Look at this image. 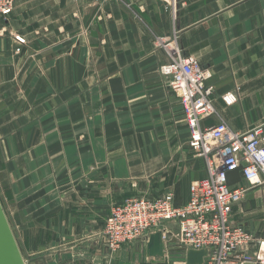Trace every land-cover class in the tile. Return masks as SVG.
I'll use <instances>...</instances> for the list:
<instances>
[{"label": "crops", "instance_id": "obj_1", "mask_svg": "<svg viewBox=\"0 0 264 264\" xmlns=\"http://www.w3.org/2000/svg\"><path fill=\"white\" fill-rule=\"evenodd\" d=\"M172 1L16 0L0 16V200L32 257L94 248L115 205L171 194L180 207L207 178L160 74L174 55L211 73L205 128L264 127V0ZM233 214L252 237L242 252L264 259V186ZM163 230L175 240V222Z\"/></svg>", "mask_w": 264, "mask_h": 264}, {"label": "built area", "instance_id": "obj_2", "mask_svg": "<svg viewBox=\"0 0 264 264\" xmlns=\"http://www.w3.org/2000/svg\"><path fill=\"white\" fill-rule=\"evenodd\" d=\"M16 0H0V16H9ZM116 0H99L105 4ZM172 10L176 9L175 0ZM19 46L25 39L16 37ZM164 44L163 40H160ZM21 53V48L16 49ZM160 66V74L180 101L185 123L190 134V147L204 158L207 178L190 185L189 199L183 206H175L168 194L155 199L132 198L115 205L104 227V246L110 253L119 252L125 245L163 230L167 222H175V236L185 251L206 250L204 264H264L258 256H240L252 241L251 235L231 222L234 206L255 188L264 186V127L257 126L245 132L233 131L225 122L205 128L204 122L216 115L213 104L215 89L208 84L211 73L197 58L179 55ZM227 104H235L238 96L227 93ZM241 170V182L227 184V173ZM164 240L168 236L164 232ZM172 241V240H170ZM186 264V262H185Z\"/></svg>", "mask_w": 264, "mask_h": 264}, {"label": "rangeland", "instance_id": "obj_3", "mask_svg": "<svg viewBox=\"0 0 264 264\" xmlns=\"http://www.w3.org/2000/svg\"><path fill=\"white\" fill-rule=\"evenodd\" d=\"M233 215H231V218ZM98 234V242L95 243L94 248L92 246L69 247V250L65 251L66 246L59 247L61 244L64 245V240H61L58 245L48 247L42 252L43 254H38L35 257L29 255L25 243L20 242V245H18L28 264H149L146 256L145 237L125 245L121 249V253H110L104 246L103 230ZM170 240V237H168L169 256L164 264H185L186 251L178 243H173Z\"/></svg>", "mask_w": 264, "mask_h": 264}, {"label": "water", "instance_id": "obj_4", "mask_svg": "<svg viewBox=\"0 0 264 264\" xmlns=\"http://www.w3.org/2000/svg\"><path fill=\"white\" fill-rule=\"evenodd\" d=\"M242 167L237 170L227 173V184L233 186L240 183ZM173 243H176L174 240ZM186 264H204L208 256L206 250H187ZM244 252H240L242 256ZM146 256L149 264H164L169 256L168 242L164 240V232L162 230L156 231L149 235L146 243ZM0 264H28L21 252L14 232L11 228L5 210L0 200ZM36 264V263H32ZM254 264V263H244Z\"/></svg>", "mask_w": 264, "mask_h": 264}]
</instances>
